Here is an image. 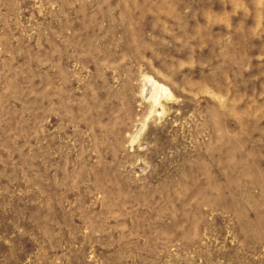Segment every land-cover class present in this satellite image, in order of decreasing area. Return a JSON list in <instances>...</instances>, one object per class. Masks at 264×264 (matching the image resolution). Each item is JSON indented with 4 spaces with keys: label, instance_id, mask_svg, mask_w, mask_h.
<instances>
[{
    "label": "rangeland",
    "instance_id": "obj_1",
    "mask_svg": "<svg viewBox=\"0 0 264 264\" xmlns=\"http://www.w3.org/2000/svg\"><path fill=\"white\" fill-rule=\"evenodd\" d=\"M0 264H264V0H0Z\"/></svg>",
    "mask_w": 264,
    "mask_h": 264
}]
</instances>
